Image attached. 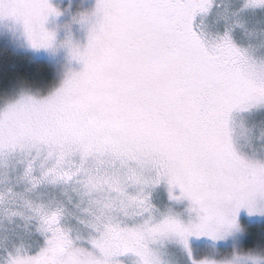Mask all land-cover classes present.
<instances>
[{
	"label": "snow or ice",
	"instance_id": "snow-or-ice-1",
	"mask_svg": "<svg viewBox=\"0 0 264 264\" xmlns=\"http://www.w3.org/2000/svg\"><path fill=\"white\" fill-rule=\"evenodd\" d=\"M0 0V264H264V0ZM259 221V231L246 227Z\"/></svg>",
	"mask_w": 264,
	"mask_h": 264
},
{
	"label": "trees",
	"instance_id": "trees-1",
	"mask_svg": "<svg viewBox=\"0 0 264 264\" xmlns=\"http://www.w3.org/2000/svg\"><path fill=\"white\" fill-rule=\"evenodd\" d=\"M5 66L10 72L24 75L35 81H44L50 78L54 72L58 73L57 61L45 57H35L0 36V69ZM259 227L260 223H254L250 229L259 231Z\"/></svg>",
	"mask_w": 264,
	"mask_h": 264
},
{
	"label": "rangeland",
	"instance_id": "rangeland-1",
	"mask_svg": "<svg viewBox=\"0 0 264 264\" xmlns=\"http://www.w3.org/2000/svg\"><path fill=\"white\" fill-rule=\"evenodd\" d=\"M52 2L59 7L61 10V16L57 18H49V22L47 23V27L50 29H57L60 36L62 38L65 35L70 36L71 38H77L78 34L76 33L77 25L72 23V16L76 14L78 9H90L94 6V0H52ZM1 37L8 39L6 36L0 34ZM8 41H10L8 39ZM17 46V45H15ZM22 51H26L23 48H20ZM35 56V55H34ZM35 57H45L50 60H55L58 62V73L63 72L65 68L68 66V57L66 52L61 51L55 57H47V56H35ZM260 223L259 221L246 220V227L250 228L252 224Z\"/></svg>",
	"mask_w": 264,
	"mask_h": 264
}]
</instances>
